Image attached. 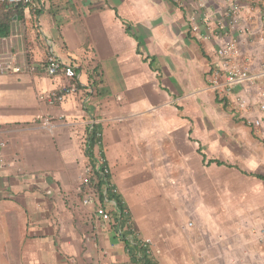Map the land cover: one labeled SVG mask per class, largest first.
<instances>
[{
  "label": "crops",
  "instance_id": "crops-1",
  "mask_svg": "<svg viewBox=\"0 0 264 264\" xmlns=\"http://www.w3.org/2000/svg\"><path fill=\"white\" fill-rule=\"evenodd\" d=\"M69 1L66 10L60 6L52 16L45 11L39 16L38 41L29 48L39 69L0 73V264H228L238 249L240 264H252L237 229L222 230L229 224H220L218 211L204 210L198 191L197 211H189L185 190L203 180L200 162L243 171L209 158L202 139L221 144L217 129L206 132L204 121L232 108L223 107L207 80L228 38L216 25L226 19L228 1ZM233 35L240 52L251 58V70L260 72L264 0L243 3ZM46 39L62 59L79 63L82 83L100 75L98 95L89 98L83 89L59 104L39 100V94L68 82L41 68ZM9 49L0 47V55ZM237 94L248 96L244 116L259 127L255 90L238 87ZM45 116L52 125H44ZM254 126L233 124L232 135L257 158L261 133ZM99 157L110 168L109 193L127 211L124 227L96 219L99 203L82 202L81 176ZM210 159L231 166L208 164ZM107 194V201L101 199L115 219L118 205ZM146 239L152 250L143 244Z\"/></svg>",
  "mask_w": 264,
  "mask_h": 264
},
{
  "label": "rangeland",
  "instance_id": "rangeland-1",
  "mask_svg": "<svg viewBox=\"0 0 264 264\" xmlns=\"http://www.w3.org/2000/svg\"><path fill=\"white\" fill-rule=\"evenodd\" d=\"M74 1L78 3L79 0ZM17 3L19 2L0 0V19H4L6 15L12 14V12H20L13 16L11 21L12 32L11 35L7 37L8 39L5 40L7 43H4V40H0V47L2 49H4L5 46L10 49L12 47L21 49L23 48L24 41L27 43L28 47L32 49L30 46H34V41H38V31L42 26L40 24V15H38L37 10L42 9L48 16H52L51 12L59 11L61 7L63 10H66L70 1L29 0L31 4L29 7L20 11L15 9L11 10L10 7H15L16 5L14 4ZM23 3H26V1H23ZM229 110L231 112H229ZM223 111V116L213 119L212 121L207 119L204 121V130L208 132L207 129L210 127H213L215 130L217 129L222 141L220 145L215 146L212 137H206L209 142H207L205 138H202L205 140L204 147L208 152L206 153L209 154V158L219 157L227 162L241 166L239 167L241 170L264 175V130L255 127L251 117H249L248 120L246 116L241 115V113H234L233 108H225ZM232 113L234 116L231 115ZM236 117H238V119ZM246 120H248V122H246ZM238 123L246 127L254 126L255 130L261 133V138L257 136L259 143V149H257L259 155H257V158L254 157L252 152L250 153L247 151V144H236L235 141L237 136H234V134L232 135V132L234 131L233 124ZM193 128V135L196 138V124H194V126L192 125V129ZM2 141L3 140L0 138V142ZM199 143L201 142L199 141ZM258 156H260L259 159ZM197 169L202 173L203 180L201 181L199 179L198 187L197 185L187 184V188L185 189L189 194V211H197L196 194L198 191L199 200L204 202V210L218 211L217 217L220 218L218 219L221 221L220 224L223 226L226 225V223L229 224V226H224L222 230L228 231L229 228V231H231L233 227L237 229L238 233H236V238L239 239V245L244 243L241 245L243 247L247 244V250L252 252V264H264V251L260 252L264 249V180L247 175L237 168H226L225 166L217 167L216 165H207L202 162H200ZM188 185H190V188H188ZM174 186L177 187L176 185ZM175 187L174 192L176 193L179 190ZM188 189H190V192ZM250 245L252 249L249 250L248 247H250ZM240 254L241 251L239 249L236 255L231 251L227 257L228 264H240ZM220 260H223L222 256H220Z\"/></svg>",
  "mask_w": 264,
  "mask_h": 264
},
{
  "label": "built area",
  "instance_id": "built-area-1",
  "mask_svg": "<svg viewBox=\"0 0 264 264\" xmlns=\"http://www.w3.org/2000/svg\"><path fill=\"white\" fill-rule=\"evenodd\" d=\"M11 1L29 2V0ZM227 1L228 5L226 7L225 14L226 19L221 18L218 22H216V25L217 28L224 33V35L228 36V38H225L220 47L217 49L219 59L210 66L209 72L207 73V80L210 87L215 92L218 101L227 107H232L234 109V113H241V115H246V111L249 110L248 108L251 106V101L248 96L240 94L236 95V89L238 87L253 88L258 98L257 107L260 113L257 121H254V123L256 122L258 124L257 126L261 129L264 127V66L260 72L254 73L250 68L251 58L244 56L240 52L238 39L235 35H233L237 18L240 16L242 11L243 3L253 0ZM193 29L197 30L198 26L194 25ZM46 42V59L41 65V68H43L45 73L50 77L63 75L68 82L61 87L39 94L40 101L46 102L50 105L63 103L68 99V97L78 95L83 89L86 91L89 98H92L100 93V81L98 78L100 75H94L93 80L89 81L87 84L82 83L81 72L78 71L79 63L76 60L66 61L62 59L55 52L54 44L47 39ZM23 44V48L21 49L12 47L9 49L8 53L0 55V73H34L39 69L31 61L27 43L24 41ZM88 52L92 51L89 49ZM42 119L44 125H52L51 118L45 116L42 117ZM89 144L90 137L84 141L86 148H89ZM109 175L110 168L106 166L105 160L101 157H99L95 164L88 165L85 168L84 175L81 176L80 182L82 202L86 205L99 203L98 209L95 210L96 219H100L105 223L113 221V223L115 222L116 224H120L117 219L113 218L114 216H112L110 210L106 209L101 199V196L104 195V193L107 194L110 190L111 184L108 183ZM94 179L96 181H94ZM101 179L105 180L102 184L100 183ZM98 183L101 184L102 190ZM116 208L118 215H121V211L118 206ZM124 213H127L126 209L124 210ZM119 230V233L122 234L123 230L121 228ZM150 243V239L143 241V244L152 250L149 247ZM100 264L117 263L101 262Z\"/></svg>",
  "mask_w": 264,
  "mask_h": 264
},
{
  "label": "trees",
  "instance_id": "trees-1",
  "mask_svg": "<svg viewBox=\"0 0 264 264\" xmlns=\"http://www.w3.org/2000/svg\"><path fill=\"white\" fill-rule=\"evenodd\" d=\"M14 5H16V6L15 7H10L11 10L12 9L13 10L15 9L17 11H20V10H22L24 8L29 7L31 4L29 2L23 3V1H19V3L14 4ZM42 12H43L42 9H38L37 10L38 15L42 14ZM17 13H20V12H15V13L12 12V14L6 15V17L4 19L3 18L0 19V38L8 37L11 34V32H12L11 21L13 19V16L16 15ZM95 137H96L95 134H93V136H91L92 143L95 141ZM91 146H92V144H91ZM201 150L202 149L200 147L198 149V151L200 153H202V155L204 157V161H205L207 159V156ZM88 154L92 155L91 147H90V150L88 149ZM211 163H216L217 165H227V166H231L229 164L224 163L223 161H221L219 159H210L208 161V164H211ZM242 172L245 173V174H247V175L255 176V177L259 178V179H263L264 180V175L263 174H260V173H252V172H248V171H244V170ZM101 181H102V183L105 182L104 179H101ZM102 196L105 197L104 195H102ZM107 196L110 197L111 199L113 198L117 202L118 208L121 211V215H118L115 219H117L119 221L120 225L122 227H124V224L127 223V217H126L127 216V213L126 214L124 213L125 207L123 206L121 199L118 197L117 194H115L113 192L112 193H109V191H108ZM121 229L123 230V228H121ZM148 264H153V263L151 261H149Z\"/></svg>",
  "mask_w": 264,
  "mask_h": 264
},
{
  "label": "clouds",
  "instance_id": "clouds-1",
  "mask_svg": "<svg viewBox=\"0 0 264 264\" xmlns=\"http://www.w3.org/2000/svg\"><path fill=\"white\" fill-rule=\"evenodd\" d=\"M10 35H11V34H10ZM10 35H9V36H10ZM9 36H8V37H9Z\"/></svg>",
  "mask_w": 264,
  "mask_h": 264
}]
</instances>
